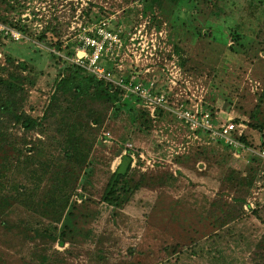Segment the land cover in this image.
<instances>
[{"label":"rangeland","instance_id":"rangeland-1","mask_svg":"<svg viewBox=\"0 0 264 264\" xmlns=\"http://www.w3.org/2000/svg\"><path fill=\"white\" fill-rule=\"evenodd\" d=\"M246 6L245 0H18L13 12L1 7L0 25L10 28L11 22L20 20L29 31H16L18 41H3L0 64L6 63L5 53L30 63L31 77L38 81L29 88L26 109L39 116L49 102L48 82L56 73L48 67V53L67 56L36 36L50 22L58 23L64 29L61 41L65 45L71 43L72 31L97 23L100 15L99 21L107 19L125 32L163 31L162 49L148 58L149 66L161 69L162 64L175 61L182 79L189 83L185 87L202 99L204 109L213 110L223 121H248L264 87V27L256 19L258 12L248 17ZM243 25V30L236 28ZM233 29L243 35V47L236 46ZM231 45L237 53L230 50ZM159 79L162 84L166 81ZM172 89L171 94L177 92ZM177 99L188 101L185 95ZM138 106L151 110L144 102ZM109 116L108 129L101 132L108 142L97 145L81 181L85 197L77 199L76 218L67 238L74 242L61 246L35 239L28 231L6 238L0 229V258L8 264H43L39 255H50L48 264H256L262 259L264 250L258 245L264 242V212L258 217L254 211L264 203L252 211L243 207L244 215L223 227L217 223L232 203L227 178L238 171L248 175L249 148L236 152L194 135L171 116L155 121L150 132L137 124L133 134L135 114L111 112ZM128 137L132 142L128 143ZM131 143L136 169L131 176L141 187L122 209L113 208L101 196L121 163V156L114 158L119 146L131 148ZM254 197L264 198V166L246 203ZM11 219L41 231L47 225L19 208Z\"/></svg>","mask_w":264,"mask_h":264},{"label":"trees","instance_id":"trees-1","mask_svg":"<svg viewBox=\"0 0 264 264\" xmlns=\"http://www.w3.org/2000/svg\"><path fill=\"white\" fill-rule=\"evenodd\" d=\"M245 1L248 17L251 18L255 11L258 12L256 19L262 24L261 28L264 27V0ZM16 4L18 6V0H0V9L3 10L1 7L4 6L6 12H13L16 10ZM100 18V15L97 16L95 21L98 22ZM91 21L92 19L88 22ZM244 27L245 25L236 28L243 30ZM10 28L22 33L29 31L25 25L24 27L21 25L20 20L11 22ZM61 31L64 29L58 23L50 22L36 38L67 57L73 56L77 44L71 41L63 47ZM257 31L256 35H259L260 31ZM197 34L201 35V32L198 31ZM231 36L235 39L236 46H244L243 35L239 30L232 31ZM7 38L11 42L16 41L0 30V47ZM262 42L264 43V39ZM230 50L238 52L232 45ZM175 51L181 55L178 48ZM48 54L50 56L48 67L56 73L51 84L48 82V86L51 87L49 102L44 107L43 114L39 116L32 115L31 111L27 113L26 109L29 88L35 87L38 81V78L31 77L33 67L28 61L8 53H5V65L0 64V229L2 236L5 235L6 238L10 236L15 239L21 231H28L35 235V239L51 241L53 244L57 242L65 246L74 242H68L67 238L68 231L69 234L72 232L71 227L76 218L77 199L85 197L86 189L81 185V181L87 175L97 145L104 146V142H108L101 132L108 129L106 124L110 113L135 114L131 134L137 124L142 131L150 132L155 121L159 123L168 116L178 119L162 108H157L154 114L152 110H142L138 105L142 102L147 103L142 98L133 94L126 96L121 87L97 80L89 71L71 63L64 56L57 55L56 51ZM180 58V64L183 65L182 57ZM107 63L116 77H122L126 81L136 74L140 76L138 81L143 83L150 80L159 81L160 76L165 77L160 69L145 73L127 62L123 63L126 65L124 70L118 69L116 61ZM144 75L147 77H143ZM161 84L159 82L158 92L163 91L170 96L168 84L165 82ZM209 111L215 117V112ZM232 121L247 125V129L239 128L235 133L240 142L256 151L263 149L264 87L249 120L235 118ZM35 134L40 137H35ZM197 134L209 139L204 131H198ZM131 137H128V143L132 142ZM130 145L131 148L119 146L114 158L121 156V163L112 172L101 196V201L113 208L122 209L131 195L141 187V184L134 181L131 176L136 169L132 167L131 156L134 145L133 143ZM224 146L232 149L226 144ZM124 150L126 154L122 155ZM248 155L249 161L245 169L249 171L248 175L242 176L239 171L233 172L226 180L233 198L231 205L217 222L221 227L244 215L243 207L255 187L257 176L263 169L262 157L250 151ZM179 158L181 157H178V160ZM17 208L31 213L34 219L46 222V229L41 231L23 227V221L21 224L13 223L11 218ZM262 211L264 212V204L255 210L254 214L261 217ZM208 242L209 239L201 242V245L205 246ZM258 247L264 250V242ZM177 248L179 247L174 248L173 254ZM49 256L39 255L37 258L43 264H48ZM0 264H8V260L0 258ZM256 264H264V254Z\"/></svg>","mask_w":264,"mask_h":264},{"label":"built area","instance_id":"built-area-1","mask_svg":"<svg viewBox=\"0 0 264 264\" xmlns=\"http://www.w3.org/2000/svg\"><path fill=\"white\" fill-rule=\"evenodd\" d=\"M0 30L16 41L21 39L19 33L12 28L0 25ZM136 30L125 32L121 27H112L107 19L91 25L80 26V29L71 33V41L77 44L75 53L66 59L89 71L97 80L121 87L126 96L133 94L142 98L150 106L153 114L157 108L169 111L194 135L198 131H204L211 141L222 142L232 147L236 152L247 150V147L235 135L239 128L245 129L246 124H237L231 119L220 120L207 109H204L202 99H197V96L191 93V89L185 87L189 83L182 79L181 69L175 61L162 64L160 69L161 73L165 75V83L168 84L169 88L172 87L173 91H177L172 92L171 97L163 91L158 92L159 81L157 80L143 83L138 81L140 76L137 74L133 75L129 81L115 76L107 62L116 61L120 70L126 68L124 62L135 65L145 73L157 70L156 65H153L154 67L149 66L148 58L156 56L158 51H161V40L164 39V32ZM68 42L66 41L63 47H66ZM180 82H184V85H181L183 90ZM181 95H185L188 101L178 100L177 98ZM248 150L264 159V147L261 151L251 148ZM252 200L244 206L247 211L256 209V204L264 203V198L257 200L254 197Z\"/></svg>","mask_w":264,"mask_h":264}]
</instances>
